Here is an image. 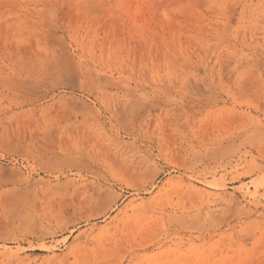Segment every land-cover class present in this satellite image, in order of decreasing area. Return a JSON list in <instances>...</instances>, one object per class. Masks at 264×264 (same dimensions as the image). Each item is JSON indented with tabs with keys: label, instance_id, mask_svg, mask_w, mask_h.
Listing matches in <instances>:
<instances>
[{
	"label": "rangeland",
	"instance_id": "obj_1",
	"mask_svg": "<svg viewBox=\"0 0 264 264\" xmlns=\"http://www.w3.org/2000/svg\"><path fill=\"white\" fill-rule=\"evenodd\" d=\"M0 264H264V0H0Z\"/></svg>",
	"mask_w": 264,
	"mask_h": 264
}]
</instances>
